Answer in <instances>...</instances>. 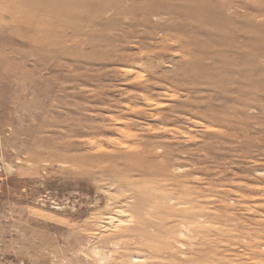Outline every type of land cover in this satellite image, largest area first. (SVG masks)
Instances as JSON below:
<instances>
[{
	"label": "rangeland",
	"instance_id": "374dc122",
	"mask_svg": "<svg viewBox=\"0 0 264 264\" xmlns=\"http://www.w3.org/2000/svg\"><path fill=\"white\" fill-rule=\"evenodd\" d=\"M0 264H264V0H0Z\"/></svg>",
	"mask_w": 264,
	"mask_h": 264
}]
</instances>
